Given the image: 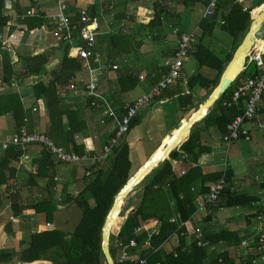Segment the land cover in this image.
<instances>
[{
    "label": "trees",
    "instance_id": "16d2710c",
    "mask_svg": "<svg viewBox=\"0 0 264 264\" xmlns=\"http://www.w3.org/2000/svg\"><path fill=\"white\" fill-rule=\"evenodd\" d=\"M65 1L67 2V0ZM138 2L139 0H110L108 2L104 1L102 6L104 13L111 12L113 8L124 6V10L115 15L114 19L118 20L119 18H124L125 11L128 12L130 5L135 6V12ZM9 3L12 5L14 2L0 0V36L3 35V29L7 26L9 20V16L6 15L7 9H10ZM168 3H173L174 12L175 7L179 5L184 8L202 5L201 0H154L150 8L153 11L152 19L146 26H140L145 34L150 32L153 35L152 30L160 24L161 18L170 15L167 9ZM31 5H35L34 2L31 1ZM35 8L36 13L32 17L27 16V8H22L19 11V13L26 15L23 20H18V22H22L28 30L39 28L47 22L48 24L50 23L45 19L46 9L40 10L38 7ZM69 9L71 11V20L77 21L80 17L79 13H76L78 9L71 6H69ZM256 9L264 10V5L262 4V6ZM85 11L90 13V15L97 13L93 8L90 11ZM251 11V9L244 10L243 6L236 0H220L212 17L201 20L198 40L189 49V54L197 62L198 68L208 66L217 71L215 78L212 80L206 79L199 72L188 80L189 90L198 85L205 91V94H202L200 98L201 102L206 100L212 89L217 85L227 62L231 59L233 52L247 33L252 18L257 15L252 11L251 16ZM140 12L145 11L140 9ZM130 15V20L134 21L133 17L135 15ZM50 27L52 26L50 25ZM215 27L221 28L233 39L232 50L230 53L225 52L222 59L214 55V50H212L210 44L204 43L207 40L211 41L212 32ZM12 31L13 28H10L7 35ZM155 37L157 36H153V38ZM140 44L142 42L135 40L134 35L124 33L121 29V31L109 38V57L115 58L122 54H128ZM53 56V53L49 51L33 57L30 55L24 58L21 57V70L23 71L19 75L26 77L31 73H41L44 70V65ZM80 68L81 63L74 57L69 45H65L62 59L50 72V80L46 84L39 82L32 89L35 101L42 97L44 98L46 116L52 121L51 124L54 125L56 122L53 120H56L58 117L66 116L68 120L69 131L65 133L61 145L59 144L60 146L53 141L55 135L52 131L46 130L45 134H47L54 144L64 147L62 148L64 151L70 152L72 150L79 156L87 153L83 147L75 145L73 135L77 131H81L85 124L78 119L75 112L59 109L60 99L55 94L58 87L68 86L70 80L73 79ZM166 73L167 71L164 74ZM14 74V68L10 64L9 57L7 55L3 56L0 59L1 82L5 84L10 83ZM257 74L258 70L254 64L247 65L239 77L210 108L204 118L194 124L189 133L178 143L183 142L188 135L187 140L180 145L179 149H172L164 161L158 164L134 189L136 192L134 196L136 197V202L134 204L131 203L130 200L132 198L128 200L129 202L115 223L112 236L109 237V250L113 259L116 260L121 255L123 247L128 246L130 242H134L136 247L132 249L128 248V250L130 252L138 250V258L145 259L147 264H251L252 261L258 258L255 250L247 256L245 261L237 258V255L233 256L231 254L232 248H238L241 244L237 232L225 229L217 233L207 234L205 226L201 228L195 227L191 224L190 220L197 210L195 202L197 198L207 195L210 187L221 180L220 178H225L227 181L230 179L228 173L224 171L215 174H204L201 167L198 166L197 161L199 157L210 152V148L204 143L201 133L207 131L212 126H215L221 135L226 133V126L236 117L243 114L241 106H244V100H239L238 104L241 106L235 105L231 100L236 86L243 79L254 77ZM137 83L138 79L133 75L131 69L124 68L116 72V85L119 91L123 93L129 91ZM191 98V94L180 95L181 104L184 108L192 104ZM229 103L230 106H228ZM261 103H264V95ZM200 105V103H197L195 108H199ZM192 109H189L190 113L194 112ZM3 110L4 113L11 114L16 133L21 128H25L22 127L24 123V111L16 95L0 96V115ZM185 121L183 120V122ZM136 124L137 118L133 119L130 129ZM172 136L168 137V139ZM123 139L113 149V154L108 160L97 163L90 168L92 179L76 195H72L66 190L67 183L64 185V181L57 180V164L48 148L39 145L42 148L38 157L33 161L32 171L28 174L27 183L36 186L37 180L46 181L45 188L49 194L48 197H51L50 193H52V189L59 182L62 186L59 194L64 196V205L74 203L80 210L81 217L70 232L57 229H41L35 233L30 232L26 241H20L21 250L18 251L14 248L6 247V238L9 236L13 237L14 234L12 223L10 221L3 223L0 226V264L11 262L16 255H20V261L23 264H104L101 249V229L104 219L113 204L114 197L121 191L126 182L134 176L132 175L128 179L130 166L128 146L124 143ZM69 143L73 147L70 150L68 149ZM25 153V147L13 145L0 151V211L4 210L7 203L10 202L13 217H20L24 211L32 210L34 213L43 216V223L52 222L54 213L56 212V205L51 198L27 204L21 202L19 195L12 193L15 190L13 183L18 181L17 175L20 170L18 166L19 159ZM180 161L189 162L193 166L178 176L175 166ZM209 181H214V183L210 187L205 186ZM197 183L200 185V188L195 193L194 185ZM56 189L58 190V188ZM171 199L176 201L175 208L171 205ZM252 202L260 204L258 212H261L264 200L260 196L253 197L231 193L225 181L215 204L205 205L207 208L205 217L209 221L217 211L242 207ZM123 217H125L124 222ZM155 227H157V232L149 237L148 230ZM196 228L201 229L202 238L206 242L205 246L198 245L199 239L195 233ZM140 229L143 230L138 233L137 231ZM117 232L118 234L115 236ZM172 236L177 238V245L171 251H166L163 245ZM220 243L225 244L228 250L217 255L214 259L208 260L209 249ZM117 250H120L118 256L116 254ZM116 264H136V261H124Z\"/></svg>",
    "mask_w": 264,
    "mask_h": 264
},
{
    "label": "crops",
    "instance_id": "0c3cea01",
    "mask_svg": "<svg viewBox=\"0 0 264 264\" xmlns=\"http://www.w3.org/2000/svg\"><path fill=\"white\" fill-rule=\"evenodd\" d=\"M31 1L34 2L35 5H31ZM104 1L108 2L110 0H67L69 6L72 8L89 11L93 8L97 12L96 14H102V18H104V20L102 25L99 24V31L101 34L98 37V39L101 40H99V47L100 52H102V61L111 65H118V70L124 68L131 69L133 75L138 79V83L133 89L123 93L119 91L116 85V72L118 70H102L96 74L95 78L97 81L98 93L111 104L114 112L116 111L119 113L121 112L122 107L130 105L136 98L146 94L150 88L155 85L160 76L164 74L165 71H167L165 63L172 60L174 52L177 48L179 37L192 32L196 34L198 31H200L199 24L201 20L204 19L203 12L200 9L203 4L201 6L197 5L196 7L191 8H184L183 6L179 5L175 7L174 12V8H172L173 3H169L171 7H167V9L170 15L161 18L160 24L153 28V35L150 34L152 39L150 36L146 37L151 39V42L149 44L142 43L135 49L139 53L142 52V54L140 53V56H133V54L129 56H123L122 54L123 57L119 55L115 58H110L109 38L115 35V32L117 34V32L121 31L122 29V32L130 33L131 35H134L135 40L141 41L140 36L142 33V28L140 26H146L150 22L153 16V11L152 9L144 7V5H140L143 0H139L137 4L138 8L136 7L135 12V6L128 4L130 5L129 10L128 12L125 11L124 18L122 17L116 20L114 19L115 15L118 12H122L124 10V6L113 8L111 12L104 13L102 6ZM236 1L243 6L244 10L251 9L254 11L255 8L262 6V4L264 5V0ZM11 2L14 3L12 4V8L9 10L7 9L6 15L9 16V20L7 22V26L3 29V36L5 33H7V28L12 27L14 29L9 33V35L5 37L4 41L2 38L3 36H0V53L6 55L8 52L5 51L6 49L12 50V62L10 60V64L13 66L15 74L8 84L2 83L0 80V96L16 95L17 100L24 111V123L22 127H25L28 132L42 133L46 136L47 134H45V132L50 130L55 135L53 141L57 145H61L65 133L69 131L68 120L66 116L58 117L56 120H53L56 123L54 125L51 124L52 121H50V119L46 116L44 98L42 97L41 99H37L35 101L32 89L39 82L46 84L50 80V72L62 59L65 45L69 44L59 43L53 38L51 33L52 28L48 22L44 23V25L39 28L31 30H28L27 27L22 24V22H18V20H23L24 16L26 15H23L24 13H19L22 8H27L26 11H28L30 8L36 9L35 7H38L40 10H44L52 6L53 0H12ZM250 6L252 7L249 8ZM140 9H143L145 12H140ZM195 9H199L201 14L197 19L196 24L193 26L194 28L190 30L189 33L178 30L177 26H179L182 16L186 12H194ZM252 11L250 13L251 16L253 13ZM136 12L137 16L135 15ZM130 14H134L136 16V18L133 17L134 21L130 20ZM124 25L126 27H123ZM101 26H103L106 30L103 31ZM120 27L122 28L120 29ZM145 32L147 33L146 30ZM153 36L157 37L153 38ZM259 39L263 40L264 42V34ZM211 41H213L214 44L218 42L220 45H223L224 49H226L225 52L227 53H230L233 46V39L227 33L225 34L224 31L219 27H215L213 29ZM49 51H51L54 56L51 57L50 61L44 65V70L41 73H31L26 77L19 75V73L23 71L21 70V57L24 58L27 55L33 57ZM189 56V60L183 65L181 78L179 81L175 82L162 94L160 98L156 99V102L150 104L147 109L143 110L141 115L137 117V124L129 130L123 139L124 143L128 146V159L130 163L128 179L132 175L137 174L147 163V161L150 158H153L152 156L154 154H160L161 148L165 146L168 140H171V138L175 136V132L179 130L178 128L181 127L180 125L183 120H187L189 118L190 114L192 113H190L189 109L193 108L192 111L195 112L198 109V107L197 109L194 108L196 107L197 103H204V101L201 102L200 98L202 94H205V91L202 90L198 85L193 87L192 90H189L187 82L197 72H199L206 79L212 80L215 78L217 71L208 66L198 68L197 62L193 59V57H191L190 54ZM125 57H128L129 59L127 60ZM120 58H123V60H125L124 62L127 61V65L124 68L119 63ZM230 60L227 62L224 70L222 71L219 80L221 79V76ZM247 65H249L248 60H246L245 66L241 70L240 74L245 70ZM83 73L85 72H83L80 68V70L76 72L73 79L70 80L68 86L58 87L55 94V96L60 99L59 109L62 111L75 112L78 119L83 121L85 124L81 131H77L73 135V138L75 145L83 147V149L89 155V159L68 165H56L57 180H64V185L67 182V179L71 180L72 184H74L79 192L82 190L83 186L92 179L90 176L92 175L90 168L97 164L92 159L98 157L102 153L103 145H105L110 140L115 128L114 123L110 119H106L105 124L101 125V111L93 110L89 107L88 99L84 94L82 85L79 83V80H86L82 76ZM247 79H243L235 89L244 85ZM71 84L75 86V89L70 88ZM187 94L192 95V104L187 106V108H184L181 104L180 95ZM161 99H164L163 103H158V100ZM33 108H36L35 112H33ZM247 126H249L248 139L241 138L240 140L231 142L229 144L222 140L227 134V130L226 133L221 135L218 129L215 126H212L209 127L207 131L202 132L201 137L207 147L210 148V152L201 155L197 161V164L201 167L204 174H215L221 171L228 173L230 179H228V181L225 178L223 179L226 181V186L230 188L231 193L238 195L243 194L253 197L260 196L264 200V103H261L260 105L258 121L251 122V124H247L246 127ZM254 132L259 133L257 138L253 137ZM15 133L16 128L11 114L6 112L4 113L3 110L0 115V140H10ZM171 134L174 136L168 139V136L170 137ZM187 138L188 135L183 142L177 144L174 148L178 150L180 145L184 143ZM219 142L223 144L225 143L224 145L226 146L227 153L229 152L233 159L241 156V158H243V160L248 163L246 165V168L248 169L247 172H249L248 176H246V170L240 172L239 174V171L236 170V167H234V170H232L230 167L228 169L225 168L226 164L222 160V150L219 146ZM41 148V146L36 144H31L25 147L26 153L19 159L18 166L20 170L17 175L18 181L13 183L15 190H13L12 193L19 195L21 202L27 204H30L34 201L38 202L46 198H51L52 201L55 202L56 210L60 211L62 210V205H64V197L59 194L62 189V186L59 184V182H57L58 184L55 185L56 187L54 186L55 188L52 189V193H50L51 197H48L49 194L45 188L46 181L37 180L36 186L27 183L28 174H30L32 171L33 161L38 157ZM61 148L64 147L61 146ZM71 148H73L72 144L69 143L68 149L70 150ZM159 149L160 151H158ZM109 157L110 156H106L104 160H108ZM191 166H193V164H190L186 161H180L175 166L176 174L178 176L183 174ZM67 171L68 173L66 174ZM213 183L214 181H209L205 186L210 187ZM56 188H58V190ZM68 188L69 187L67 185V191ZM194 188L196 193V191L199 190L200 185L197 183L194 185ZM202 198L203 197H198L195 201L197 210L190 219L193 226L199 228L205 226L207 234L217 233L225 229L235 231L237 232L241 242L244 240H254L255 223L253 217L258 212L260 206H254L252 202L251 204L242 207L239 206L223 209L215 212L208 221V218L205 217L207 208L200 204L202 202ZM175 204L176 201L171 199V205L173 208H175ZM10 206L11 203L8 202L5 209L0 211V226L5 222L10 221L13 228V237L16 239L18 238L19 242L26 241L30 232H36L45 224L42 223L44 221L43 216L34 213L32 210L24 211L20 217H13ZM124 221L125 217H123V222ZM50 223L54 227L53 221ZM141 231L142 230H139L138 233ZM118 232L115 234V236L118 234ZM156 232L157 227L148 230L147 233L150 237ZM7 242L8 237L5 241L6 247L8 246ZM145 244L147 245V243ZM175 245H177V238L172 236L166 241V243L163 245V248L166 251H171ZM227 248L228 247L223 243L212 246L211 249H209L208 260H212L217 255L227 251ZM251 252L252 251L241 247L240 244L238 248H232L231 254L233 256L237 255V258L245 261ZM119 253L120 250H117V256ZM131 253V261L129 262H135L138 259L139 251L134 250L131 251ZM251 264L262 263L256 259L255 261H252Z\"/></svg>",
    "mask_w": 264,
    "mask_h": 264
},
{
    "label": "built area",
    "instance_id": "2783aa9c",
    "mask_svg": "<svg viewBox=\"0 0 264 264\" xmlns=\"http://www.w3.org/2000/svg\"><path fill=\"white\" fill-rule=\"evenodd\" d=\"M12 1V0H8ZM220 0H201L203 4V17L208 18L213 15L215 8ZM10 5L9 8H12ZM36 9L30 8L27 11V16H34ZM79 19L72 21L70 18L71 11L68 3L65 0H55L53 5L46 9L45 18L52 26L51 33L53 38L59 43L69 44L74 57L81 63V70L87 74V79L79 80L82 85L84 94L88 99V105L93 110L101 111L100 124L104 125L106 119H110L114 125V131L110 140L103 145L102 153L93 158L96 163L104 161L106 156L113 154V149L127 135L130 130V125L133 119L141 115L143 110L147 109L150 104L156 102L162 94L172 86L175 81L181 77V69L186 61L189 60V49L197 41V34L194 32L184 34L179 37L177 48L174 52L171 61L165 63L167 73L162 74L155 85L142 96L136 98L130 105L122 107L121 112H114L111 104L98 93L96 74L102 70L116 71L119 66L105 63L102 61V52L98 46V37L100 36L99 24L102 14L90 15L85 10L78 9ZM8 32V28H7ZM264 49L260 50L253 47L251 52L246 56L248 64H254L258 70V74L254 77H249L245 84L235 89L232 96V101L235 105H239L240 99L244 100L243 114L236 117L231 123L226 126L227 134L223 137V141L227 144L237 141L240 138L248 139L247 124L258 121L260 105L264 95ZM71 89H75L73 84ZM164 99L158 100V103H163ZM230 106V103L228 104ZM36 111L35 108L32 109ZM31 144L46 146L50 151L52 158L56 164H72L89 159V155H78L73 151L66 152L61 147L56 146L46 135L40 133L28 132L25 128H21L18 133L14 134L10 140H0V148L7 149L9 146L26 147ZM222 178L217 183L210 187L207 195L202 198L200 203L205 205L215 204L220 192L224 186ZM254 206L260 204L253 203ZM255 223V238L254 240H244L241 246L247 250H255L258 255V261L264 264V206L261 212H258L253 217ZM45 228L53 229L52 224L46 223ZM196 236L199 239L198 245L205 246L206 242L202 238L201 229L196 228ZM135 243L130 242L128 246H124L121 255L114 261L121 263L131 261L132 253L128 248H134ZM136 264H147L143 258H138Z\"/></svg>",
    "mask_w": 264,
    "mask_h": 264
},
{
    "label": "water",
    "instance_id": "95a60500",
    "mask_svg": "<svg viewBox=\"0 0 264 264\" xmlns=\"http://www.w3.org/2000/svg\"><path fill=\"white\" fill-rule=\"evenodd\" d=\"M263 34H264V10L259 12L254 18H252L247 33L245 34L241 43L238 45V47L234 51L233 56H232L229 64L227 65L224 73L222 74L221 79L219 80L217 86L212 90L211 94L204 101V103L201 104L199 106V108L194 112V114L186 121L184 126L179 128L178 135H181L186 130H187V133H189V130L192 128V126L204 118V116L207 114L208 110H210V108H212V106L222 96V94L228 89V87L238 78L241 70L245 66L246 56L251 52L252 48L254 47V41L256 39L261 38L263 36ZM241 55H243V56H241ZM238 58H240V61L242 64L239 71H237L233 67L234 66V64H233L234 60L238 59ZM230 66L233 67V70H232L231 74H227V71H228ZM203 112H204V114H203ZM173 146H174V144L166 146V148H165L166 157L172 151ZM164 159H162L158 162H152V164L148 168H145L142 172H139L137 174V176L135 177V180L133 182H131L130 186H128L126 188V185L128 183V181H127L125 186L121 189V191L114 197L113 204H112L106 218L104 219L102 229H101V249H102V254H103V258H104V264H115V261H114L113 257L111 256V253L109 250V237H110V235L106 231V228H107L108 220L112 217L114 210L117 207L119 198L120 199L121 198L126 199L133 192V190L144 180V178L154 168H156L159 163L163 162ZM122 224H123V222H122ZM122 224H121V226H122ZM7 264H23V263H21V261H20V255H16L15 258Z\"/></svg>",
    "mask_w": 264,
    "mask_h": 264
},
{
    "label": "rangeland",
    "instance_id": "374dc122",
    "mask_svg": "<svg viewBox=\"0 0 264 264\" xmlns=\"http://www.w3.org/2000/svg\"><path fill=\"white\" fill-rule=\"evenodd\" d=\"M154 0H143V2H141V4L140 5H144V7H146V8H148V9H150L151 8V6H152V2H153ZM167 7H171V5H169V3L167 4ZM252 6H250L249 8H251ZM132 8V7H131ZM173 8V7H172ZM198 8H200V7H198ZM171 9V8H170ZM179 9H181V8H179ZM201 10H202V12H203V10H204V7L203 6H201V8H200ZM33 10H34V8H33ZM201 14V12H200V10L199 9H195L194 10V12H186L183 16H182V18H181V20H180V23H179V26H177V29L178 30H180L181 32H188L189 33V31L190 30H192L194 27V25L196 24V21H197V19L199 18V15ZM136 16H137V13H136ZM136 16H135V18H136ZM103 20H104V18H101L100 19V24L102 25L103 23ZM117 23H119V22H117ZM123 24V23H122ZM123 27H126L125 25L123 26ZM10 28H12V27H10ZM10 28H8V30H10ZM122 27H120V29H121ZM14 29V28H13ZM101 29L103 30V31H105L106 29L103 27V26H101ZM117 30V29H116ZM225 33V32H224ZM115 34H116V32H115ZM196 34H198V33H196ZM226 34V33H225ZM3 36V35H2ZM7 36V33H5V35L2 37L3 38V41H4V39H5V37ZM151 37V39H152V36L150 35V32H148L147 34H144V32L142 31V33H141V36H140V39H141V42L142 43H147V44H149L150 42H151V39H149V38H146V37ZM99 40L100 39H98L97 40V42H98V46L100 45L99 44ZM261 40V39H260ZM101 41V40H100ZM263 41V40H262ZM205 44H210V47L212 48V50H214L213 52H214V55L216 56V57H218L219 59H222L223 57H224V55H225V51H226V49H224V46L223 45H220L218 42H216L215 44H214V42L213 41H205L204 42ZM7 44V43H6ZM263 45H264V43H263ZM1 47V46H0ZM264 48V47H263ZM231 50H232V48H231ZM260 50H262V48H260ZM6 52H7V56L9 57L10 56V60H11V62H12V59H11V55H12V50L11 49H6L5 50ZM141 54H142V52H140ZM140 53L138 52V51H136V50H133V51H131V52H129L128 54H125V55H123V56H129V55H131V54H133V56H140ZM3 56H5L3 53H0V58H2ZM122 55H121V57H123ZM12 58H13V56H12ZM125 59H129L128 57H125ZM125 60H123V58H120V65L124 68L126 65H127V61L126 62H124ZM186 69V68H185ZM83 78L84 79H87V74L86 73H83ZM11 88V87H10ZM195 108V107H194ZM184 123V122H183ZM249 124H251V123H249ZM247 128L249 129V126H247ZM258 134L259 133H257V132H254L253 133V137L254 138H257V136H258ZM172 135V134H171ZM169 137V136H168ZM220 143V147H221V150H222V153H221V156H222V160H223V162H225V164H226V167L225 168H231L232 170H234V167H236V170L237 171H239L238 173L240 174V172H243L244 170H246V176H248L249 175V172H247L248 171V169L246 168V165L248 164L246 161H244L243 160V158H241V156H238V158H236V159H233V157L229 154V152L227 153V149H226V146L223 144V143H221V142H219ZM224 160H226V161H224ZM228 163V167H227V163ZM68 173V171L66 172V174ZM63 180V179H62ZM64 181V180H63ZM66 182V181H65ZM67 185H68V192L69 193H71L72 195H76L79 191L76 189V187L74 186V184H72V182H71V180H68L67 179ZM78 191V192H77ZM135 191L133 190V192L124 200V206L122 207V209H121V211H123L124 209H125V206L127 205V203L129 202L128 200L130 199V198H132L131 200H130V202L131 203H135L136 202V197H134L135 196ZM63 196V195H62ZM64 197V196H63ZM122 213V212H121ZM80 217H81V212H80V210L78 209V207L74 204V203H70V204H68V205H62V210H56V212L54 213V216H53V223H54V227H55V229H57V230H61V231H65V232H70V231H72L73 229H74V227H75V225L79 222V219H80ZM44 222V221H43ZM42 222V223H43ZM140 230H143V229H140ZM139 231V230H138ZM137 231V232H138ZM114 235V234H113ZM110 236H112V235H110ZM7 247L8 248H14L15 250H21V247H20V242L18 241V238L16 239L15 237H8V242H7Z\"/></svg>",
    "mask_w": 264,
    "mask_h": 264
},
{
    "label": "bare ground",
    "instance_id": "6f19581e",
    "mask_svg": "<svg viewBox=\"0 0 264 264\" xmlns=\"http://www.w3.org/2000/svg\"><path fill=\"white\" fill-rule=\"evenodd\" d=\"M261 11H263V10H259V9H257V10H255L254 11V13H256V14H258L259 12H261ZM263 41L262 40H260V39H256L255 41H254V47L255 48H258V49H260V48H262L264 45H263ZM264 49V48H263ZM241 56H243V55H241ZM234 68L237 70V71H239L240 70V68H241V66H242V64H241V61H240V58H238V59H235L234 60ZM233 67L232 66H230L229 67V69H228V71H227V74H231V72H232V70H233ZM194 113H192L190 116H189V118L193 115ZM203 114H204V112H203ZM188 118V119H189ZM187 119V120H188ZM200 119V118H199ZM186 120V121H187ZM186 121L181 125V127L182 126H184V124L186 123ZM176 134H175V136L173 137V138H171V140H168L167 142H166V144H165V146H163L162 148H161V152H160V154L159 155H157V154H155L154 156H153V158H151L150 160H148L147 161V163L140 169V171L139 172H142L145 168H148L151 164H152V162H158V161H160V160H162V159H164L165 157H166V152H165V148H166V146H168V145H171V144H174V146H173V148L186 136V134H187V130L186 131H184L181 135H178V133H179V130L177 131V132H175ZM179 136V137H178ZM158 151H160V149L158 150ZM138 172V173H139ZM137 173V174H138ZM137 174H134V176L128 181V183H127V185H126V188L128 187V186H130V184H131V182H133L134 180H135V177L137 176ZM124 192V191H123ZM124 200H125V198H119V201H118V204H117V207L115 208V210H114V213H113V215H112V217L108 220V224H107V228H106V231L108 232V234L109 235H112V232H113V229H114V226H115V223L117 222V220H118V218H119V216H120V214H121V209H122V207L124 206L123 204H124Z\"/></svg>",
    "mask_w": 264,
    "mask_h": 264
},
{
    "label": "clouds",
    "instance_id": "9594fccd",
    "mask_svg": "<svg viewBox=\"0 0 264 264\" xmlns=\"http://www.w3.org/2000/svg\"><path fill=\"white\" fill-rule=\"evenodd\" d=\"M46 223H50V222H46ZM45 223V224H46ZM45 224L41 227V228H39L37 231H40L41 229H47V228H45ZM51 224V223H50ZM53 229H54V227H53ZM53 229H50V230H53ZM35 233V232H34Z\"/></svg>",
    "mask_w": 264,
    "mask_h": 264
}]
</instances>
